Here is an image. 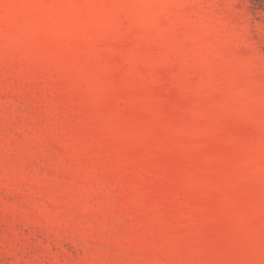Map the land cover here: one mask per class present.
Wrapping results in <instances>:
<instances>
[{
    "label": "rangeland",
    "instance_id": "rangeland-1",
    "mask_svg": "<svg viewBox=\"0 0 264 264\" xmlns=\"http://www.w3.org/2000/svg\"><path fill=\"white\" fill-rule=\"evenodd\" d=\"M0 264H264V0H0Z\"/></svg>",
    "mask_w": 264,
    "mask_h": 264
},
{
    "label": "trees",
    "instance_id": "trees-1",
    "mask_svg": "<svg viewBox=\"0 0 264 264\" xmlns=\"http://www.w3.org/2000/svg\"><path fill=\"white\" fill-rule=\"evenodd\" d=\"M257 1H260V0H257Z\"/></svg>",
    "mask_w": 264,
    "mask_h": 264
}]
</instances>
